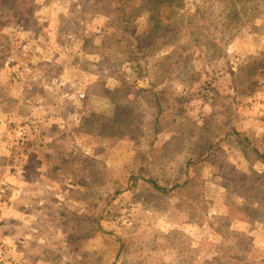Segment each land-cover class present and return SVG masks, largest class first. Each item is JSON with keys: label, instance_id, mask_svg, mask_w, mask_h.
I'll list each match as a JSON object with an SVG mask.
<instances>
[{"label": "rangeland", "instance_id": "374dc122", "mask_svg": "<svg viewBox=\"0 0 264 264\" xmlns=\"http://www.w3.org/2000/svg\"><path fill=\"white\" fill-rule=\"evenodd\" d=\"M0 264H264V0H0Z\"/></svg>", "mask_w": 264, "mask_h": 264}]
</instances>
